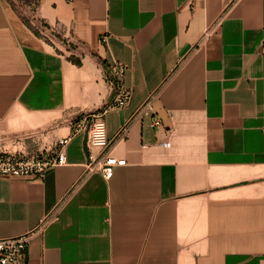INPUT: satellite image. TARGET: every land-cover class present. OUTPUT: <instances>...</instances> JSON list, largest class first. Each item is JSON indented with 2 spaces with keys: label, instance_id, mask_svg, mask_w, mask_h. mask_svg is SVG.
<instances>
[{
  "label": "crops",
  "instance_id": "crops-1",
  "mask_svg": "<svg viewBox=\"0 0 264 264\" xmlns=\"http://www.w3.org/2000/svg\"><path fill=\"white\" fill-rule=\"evenodd\" d=\"M116 62L106 179L72 122L113 100ZM61 138L45 177L0 175V238L58 215L22 264H264V0H0V150Z\"/></svg>",
  "mask_w": 264,
  "mask_h": 264
},
{
  "label": "built area",
  "instance_id": "built-area-1",
  "mask_svg": "<svg viewBox=\"0 0 264 264\" xmlns=\"http://www.w3.org/2000/svg\"><path fill=\"white\" fill-rule=\"evenodd\" d=\"M35 27L38 29L39 34L46 36L47 28L45 26ZM105 40L104 36L102 41ZM126 70L127 66L123 63L116 62L108 65L106 78L115 90L113 100L102 109L76 116L72 122V131L74 133L86 132V143L89 149V162L86 165L87 172L99 171L106 179H110L116 167L126 164L127 160L108 154L98 157L93 152V149L106 150L111 145L112 138L107 134L106 113L111 109L124 107L132 100L133 89L128 87L124 81ZM151 112L150 103L146 102L138 110V115H150ZM152 118L153 125L160 127L162 124L160 118L154 115ZM127 135V128H122L119 136L125 137ZM66 141L67 138H61L51 150L34 152L0 150V175L23 179L45 177L50 168L67 162V154L64 148ZM164 145L170 146V142L166 141ZM57 219V214L48 215L32 230L19 235L0 238V264H22L26 259L32 237L37 233L43 232L50 221Z\"/></svg>",
  "mask_w": 264,
  "mask_h": 264
},
{
  "label": "rangeland",
  "instance_id": "rangeland-1",
  "mask_svg": "<svg viewBox=\"0 0 264 264\" xmlns=\"http://www.w3.org/2000/svg\"><path fill=\"white\" fill-rule=\"evenodd\" d=\"M54 144H49L48 142H46V144H45V147H44V150H51V148H54Z\"/></svg>",
  "mask_w": 264,
  "mask_h": 264
},
{
  "label": "trees",
  "instance_id": "trees-1",
  "mask_svg": "<svg viewBox=\"0 0 264 264\" xmlns=\"http://www.w3.org/2000/svg\"><path fill=\"white\" fill-rule=\"evenodd\" d=\"M74 61H75L76 63H80L78 60H75V59H74Z\"/></svg>",
  "mask_w": 264,
  "mask_h": 264
}]
</instances>
